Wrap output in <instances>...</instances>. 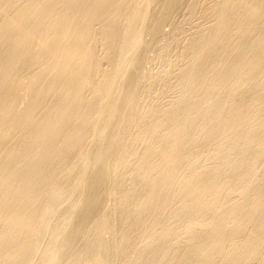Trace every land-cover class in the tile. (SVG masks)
Returning <instances> with one entry per match:
<instances>
[{"label":"bare ground","instance_id":"bare-ground-1","mask_svg":"<svg viewBox=\"0 0 264 264\" xmlns=\"http://www.w3.org/2000/svg\"><path fill=\"white\" fill-rule=\"evenodd\" d=\"M0 264H264V0H0Z\"/></svg>","mask_w":264,"mask_h":264},{"label":"rangeland","instance_id":"rangeland-1","mask_svg":"<svg viewBox=\"0 0 264 264\" xmlns=\"http://www.w3.org/2000/svg\"><path fill=\"white\" fill-rule=\"evenodd\" d=\"M165 30H166V32L169 31L170 30V27L166 26L165 27Z\"/></svg>","mask_w":264,"mask_h":264}]
</instances>
